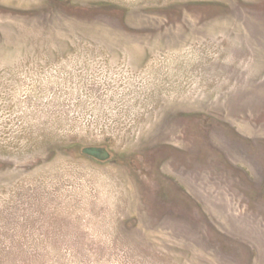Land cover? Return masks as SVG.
<instances>
[{
  "label": "rangeland",
  "instance_id": "1",
  "mask_svg": "<svg viewBox=\"0 0 264 264\" xmlns=\"http://www.w3.org/2000/svg\"><path fill=\"white\" fill-rule=\"evenodd\" d=\"M0 264H264V0H0Z\"/></svg>",
  "mask_w": 264,
  "mask_h": 264
},
{
  "label": "trees",
  "instance_id": "2",
  "mask_svg": "<svg viewBox=\"0 0 264 264\" xmlns=\"http://www.w3.org/2000/svg\"><path fill=\"white\" fill-rule=\"evenodd\" d=\"M89 153L95 155V156H101L102 151L96 148H91L88 150Z\"/></svg>",
  "mask_w": 264,
  "mask_h": 264
}]
</instances>
